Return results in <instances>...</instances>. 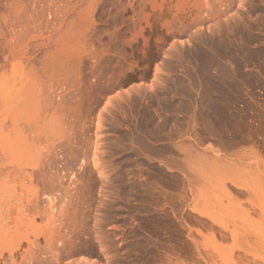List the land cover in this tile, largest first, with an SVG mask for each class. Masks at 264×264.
Listing matches in <instances>:
<instances>
[{
    "label": "rangeland",
    "instance_id": "1",
    "mask_svg": "<svg viewBox=\"0 0 264 264\" xmlns=\"http://www.w3.org/2000/svg\"><path fill=\"white\" fill-rule=\"evenodd\" d=\"M88 262L264 264V0H0V264Z\"/></svg>",
    "mask_w": 264,
    "mask_h": 264
},
{
    "label": "water",
    "instance_id": "2",
    "mask_svg": "<svg viewBox=\"0 0 264 264\" xmlns=\"http://www.w3.org/2000/svg\"><path fill=\"white\" fill-rule=\"evenodd\" d=\"M152 76H153V72L150 73V79L149 80H151Z\"/></svg>",
    "mask_w": 264,
    "mask_h": 264
},
{
    "label": "bare ground",
    "instance_id": "3",
    "mask_svg": "<svg viewBox=\"0 0 264 264\" xmlns=\"http://www.w3.org/2000/svg\"><path fill=\"white\" fill-rule=\"evenodd\" d=\"M98 124V123H97ZM98 126V125H97ZM93 155V154H92ZM94 159H91V161H93ZM81 161V160H80ZM93 163V162H92ZM88 264H89V262H88ZM90 264H94V263H90Z\"/></svg>",
    "mask_w": 264,
    "mask_h": 264
}]
</instances>
